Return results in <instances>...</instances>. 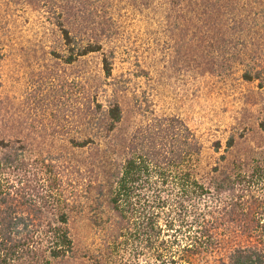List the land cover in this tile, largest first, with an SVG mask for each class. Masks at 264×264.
<instances>
[{
	"label": "rangeland",
	"instance_id": "374dc122",
	"mask_svg": "<svg viewBox=\"0 0 264 264\" xmlns=\"http://www.w3.org/2000/svg\"><path fill=\"white\" fill-rule=\"evenodd\" d=\"M88 46L101 51L66 63ZM116 104L123 119L110 133ZM162 120L199 139L196 176L210 190L238 160H264V0H0V160L14 161L2 175L45 228L69 214L70 264L100 243L101 159L120 161Z\"/></svg>",
	"mask_w": 264,
	"mask_h": 264
},
{
	"label": "trees",
	"instance_id": "16d2710c",
	"mask_svg": "<svg viewBox=\"0 0 264 264\" xmlns=\"http://www.w3.org/2000/svg\"><path fill=\"white\" fill-rule=\"evenodd\" d=\"M63 38L71 47L66 30ZM100 51L93 46L71 50L66 63ZM102 64L111 77L105 55ZM106 117L107 131L114 133L123 119L121 107L116 104ZM176 123L162 120L148 133L133 135L120 161L107 155L106 162L101 159L106 172L100 169L104 178L91 217L100 229V243L88 250L86 264H206L228 244L227 259L215 264H264V160H238L220 173L215 168L222 178L210 190L196 176L199 139ZM235 144L231 138L225 153ZM13 166L10 157L0 160V264L74 262L69 214L54 216V227L45 228L46 218L35 202H19L3 177Z\"/></svg>",
	"mask_w": 264,
	"mask_h": 264
}]
</instances>
